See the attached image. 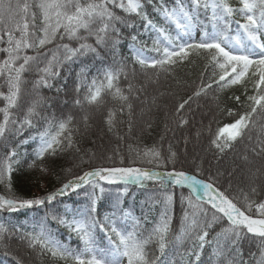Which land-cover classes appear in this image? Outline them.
I'll return each instance as SVG.
<instances>
[{
  "label": "snow or ice",
  "instance_id": "obj_1",
  "mask_svg": "<svg viewBox=\"0 0 264 264\" xmlns=\"http://www.w3.org/2000/svg\"><path fill=\"white\" fill-rule=\"evenodd\" d=\"M125 41L151 83L163 74L179 89L178 70L200 58L199 83L174 112L203 99L232 117L214 133L209 125L210 144L223 154L247 141L245 187L234 191L231 179L224 185L221 174L205 175L200 166L177 168L171 145L167 153L162 144L129 145V162L120 156L116 164V150L105 157L111 165L92 166L95 153L78 137L96 112L112 131L144 91L131 82L121 87L129 79ZM69 81L73 110L49 112L44 90L59 96ZM237 86L241 95L228 100L238 107H230L220 94ZM108 97L118 107H108ZM0 101V186L7 193L0 195V255L9 264H27L21 248L49 264H264V0H0ZM58 166L66 177L53 190L32 197L14 191L16 174L46 180ZM132 187L152 190L139 216L125 204ZM25 211L38 216L14 223L12 214Z\"/></svg>",
  "mask_w": 264,
  "mask_h": 264
},
{
  "label": "trees",
  "instance_id": "obj_2",
  "mask_svg": "<svg viewBox=\"0 0 264 264\" xmlns=\"http://www.w3.org/2000/svg\"><path fill=\"white\" fill-rule=\"evenodd\" d=\"M171 3V0H169ZM235 2V0H233ZM211 26L209 25V30ZM235 35V25H233V31L231 33ZM195 35V34H194ZM130 41H125L122 45L121 52L123 58L126 59L128 64L129 79L124 80L121 78V87L127 88L129 82L134 84L137 88L141 85L144 86V91L141 93V100L134 102V110L131 117L128 116L125 111L123 116H119V123L112 131L107 129V126L101 119V113L96 112L93 116V122L89 127L87 134L78 137L81 147L91 155L95 153V158L92 161V166L99 165H111L113 161L106 160L105 157L113 156L116 150H119V154L114 156V162L119 164L120 156H124L126 163L130 161L133 153L129 152V145L133 147L139 145L141 147L160 146L162 144L163 151L167 153L169 145L172 150L177 153V168H182L185 171L194 172L196 166H200L205 175L219 176V180L224 185L231 179L234 191L239 187H245L247 183L248 168L251 165H247L241 156L245 152L248 146L247 141L238 143L233 149L226 150L225 153L220 154L210 144V132L209 125H211V131L214 133L218 127L223 126L226 123L231 122L232 117L226 114L220 115L216 113L214 109L210 110V106L205 103L203 99L195 100L192 102L190 108H186L185 111L177 115L174 112V106L180 103L183 99H186L188 95H191V90L199 83L200 68L202 61L199 57L195 58L196 63L194 65L182 67L178 70L177 78L182 81V86L178 89L176 87L175 80L160 75L159 80L156 83H151L141 74V69L138 64H134L132 60V54L128 45ZM148 45L151 47V40H148ZM147 55L152 56L155 53L148 52ZM121 57H117L119 60ZM111 61V58H109ZM133 69L135 72L133 73ZM151 71V70H149ZM155 79V77L153 78ZM242 89L239 86L233 89H226L221 93V99L230 107H238L233 101H229L228 97L231 95H241ZM163 93V95H160ZM46 96L52 97L49 100L51 107L49 112H59L60 109L65 111L73 110L72 105V92L71 81H69V87L66 92H62L59 96L54 93L44 90ZM153 97L158 98L156 106H151V100ZM210 99V98H209ZM67 101V103H65ZM144 101V102H141ZM3 101H0V105ZM108 107L116 108V105L111 97L107 98ZM79 116L83 115L82 110L76 109ZM186 119L188 124L179 126V120ZM151 125L149 127L148 125ZM131 125V133H129V126ZM255 138L256 132L252 133ZM118 137H124L123 140ZM163 137V141L161 140ZM31 151V148H29ZM250 160H253L255 165L260 163L258 158L252 157L251 153H248ZM67 159H71L68 157ZM61 164H64V160H61ZM143 167H152L149 164L137 165ZM81 167L87 168L89 165L85 164ZM172 165H168V169H171ZM161 171L163 169H160ZM231 174V175H229ZM66 174L58 166L53 173L46 179L41 180L39 173H32L28 171H22L15 175L14 178V191L17 194L32 197L41 195L45 191L53 190L60 183L65 180ZM115 187V186H113ZM152 191L151 189H138L132 187L130 190V197L125 201L126 206L131 207L134 210V214L139 216L142 214V209L147 211V206L144 205L146 199V192ZM185 195L187 189L183 190ZM176 218L174 220V227L179 228L180 220V204L179 195L180 190L176 189ZM7 193L0 186V195H6ZM71 207V203L67 205ZM65 206L61 205L63 210ZM158 207L153 208L149 213V221L156 216ZM7 215V214H3ZM39 215H43L41 211ZM15 217L14 223L29 224L33 218L38 216L36 211H25L22 214H12ZM2 219V217H0ZM55 225L53 228L55 229ZM61 233L66 235L63 228L60 229ZM13 247H17L16 244ZM21 254L26 258L27 264H49L46 257H40L35 253L21 248ZM10 258L0 255V264H9ZM63 264V262H60Z\"/></svg>",
  "mask_w": 264,
  "mask_h": 264
}]
</instances>
